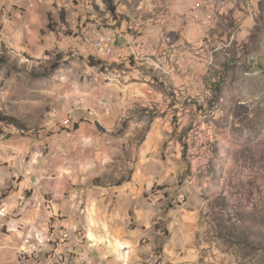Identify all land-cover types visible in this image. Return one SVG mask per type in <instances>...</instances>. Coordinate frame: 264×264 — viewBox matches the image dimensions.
<instances>
[{"label": "clouds", "instance_id": "obj_1", "mask_svg": "<svg viewBox=\"0 0 264 264\" xmlns=\"http://www.w3.org/2000/svg\"><path fill=\"white\" fill-rule=\"evenodd\" d=\"M52 2L53 0H47V5ZM58 2L65 7H72L71 0H67L66 4L64 0ZM96 2L103 8L101 0ZM131 3L134 9L131 27L143 35H138L135 40L125 36L133 47L119 52L111 48L105 52L91 40L87 44L82 41H68L63 35L57 40L54 34L49 33L43 47L49 49L50 55L45 56L29 24L17 23L5 33H0V44L6 45L8 49L7 63L0 66V114H10L13 117L12 125L22 129L36 125L45 127L44 121L41 120V117L46 116L44 109L49 103L58 105L57 98L61 93L88 101L87 107L77 103L75 115L61 110V124L68 121L83 122L78 128L68 124L60 139H53L50 145L52 150L47 155L44 154L43 139L37 141L33 138L28 141L25 150L18 153L16 159L22 163L23 157L29 155L32 148H35L36 158L30 159L29 164L23 165L17 172L23 174V169H31L34 174L43 173V178L49 182L45 191L54 193L57 199L62 196L63 186L73 183L80 184L78 194L81 197L91 191H106L112 195L119 192L117 203L126 218L129 208H141L147 204L136 192V186L140 183V171L144 166L142 157L147 151L145 145L148 141L145 140L144 144L140 142L144 140L145 135L151 137L155 133V124H151L153 131L149 132L150 122H161L160 112L167 108L169 95L172 96V107L168 108L162 121L165 129L169 128L168 122H171V128L176 129L175 135L166 134L164 137L169 141V171L175 170L180 176V183L183 179L185 186L177 187V176L170 175L168 180L173 187L166 191L174 195L178 193V198H181L190 193L191 186L187 183L183 160L179 158L181 154L184 155V151H180V145H183L184 137L192 135L195 131L194 125L200 119L197 107L207 109L214 97L208 80L210 74L216 70L217 62L213 52L239 59L236 56L239 49L241 55L250 58V63L251 59H255L258 65L264 61V11L261 10L264 0H228V3H222L218 9L215 8L214 2L206 0H131ZM85 7L86 4L81 7V11ZM229 10H233L237 27L231 30V39L225 37L222 43L212 36V29L216 27L218 20L216 11L227 15ZM149 12L152 13L150 19H136L137 16H144ZM16 15L19 20V14ZM109 23H114L110 16ZM193 24L198 25L200 29L199 39L195 41L189 35ZM128 26L123 25L119 31L123 33ZM24 31L28 33L27 44L23 43ZM101 31L104 32V29ZM205 40L208 43H205ZM128 51L135 54V65L131 68L128 67ZM25 53L31 59L26 58ZM3 55L4 49L0 47V56ZM117 57L123 58V67L120 63H112ZM177 64L179 67H176ZM169 76L172 79H169ZM152 77L164 82L163 87L158 88L163 95L162 102L154 103L159 97L145 86ZM178 77L183 79L174 84L173 81ZM40 84L47 86L39 87ZM232 87L238 104L248 112L264 106V68L259 71L249 68L233 80ZM121 92L123 96L120 95ZM144 93L149 94L153 102H150ZM102 95L109 98L107 106L96 102L97 97ZM81 107H84L83 111L79 110ZM173 116L177 117L175 121ZM0 142H4L3 137H0ZM201 153L203 155L198 164L203 171L209 161V154L206 149H201ZM6 158L0 156V160ZM17 172L5 174L0 179V197L9 192V182L15 184L11 177L17 175ZM129 176L131 183H126L119 189L113 187L121 179L127 180ZM234 176L236 182L245 183L258 178V183L264 186V177L243 164L234 166ZM94 177H99L107 188L92 189L90 181ZM84 181H89V184ZM39 185V179L35 184H27L28 187L36 188L37 193L40 191ZM16 199L19 201L16 214L22 217L20 225L24 235L14 234L13 241L19 244L26 242L25 229L28 225H36L38 220L44 218L48 208L44 207L43 212L41 211L45 202L40 196L35 203L19 196ZM11 200L10 196L9 203ZM8 211V208H4L0 214ZM248 211H253L251 204L248 205ZM153 215L159 217V206ZM137 222L151 229L152 224L157 221L150 217L141 218L138 214ZM143 235L151 239L149 233ZM237 240L246 248H257L258 243L264 240V233L249 229L242 232ZM33 244L40 246L36 239H33ZM204 247H209L207 264H219L220 260L226 259L215 246ZM148 250L150 251V248ZM232 264H243V261L233 260Z\"/></svg>", "mask_w": 264, "mask_h": 264}, {"label": "rangeland", "instance_id": "obj_2", "mask_svg": "<svg viewBox=\"0 0 264 264\" xmlns=\"http://www.w3.org/2000/svg\"><path fill=\"white\" fill-rule=\"evenodd\" d=\"M206 2H214L215 8L218 9L222 3H228V0H206ZM66 3L67 0H64V4ZM101 3L103 8L96 0H71L72 7L68 8L58 0H53L50 5H47V0L43 2L42 0H0V33H5L17 23L29 24L37 37L40 50L47 56L50 55L49 49L44 48L43 45L49 33L54 34L57 40L63 35L68 41H82L87 44L84 40V31L99 27L109 29L112 34H122L120 48L131 49L133 45L125 39V36L129 35L135 40L138 39V35H143L131 27L134 11L131 0H101ZM85 4L86 7L81 11V7ZM32 5L36 6L32 7ZM112 7H116V15H118L116 18L110 12ZM136 7L138 8L139 5L137 4ZM261 10L264 11V5H261ZM16 14H19V20ZM49 14L52 16V22L49 21ZM151 15V12L145 13L144 16H137L136 19H150ZM109 16L114 23H109ZM216 17L218 20L216 27L212 29V36L223 43L225 37L231 39V30L237 27L233 10H229L227 15L216 11ZM125 24L129 26L121 33L119 29ZM199 32L198 25H191L190 38L193 41L199 39ZM27 34L24 31V44H27ZM205 43L208 41L205 40ZM0 47L4 49V55L0 56V66H3L7 63L8 49L3 44H0ZM24 55L31 59L27 53ZM236 56L239 59L227 55L220 56L213 52L217 62L216 70L210 74L208 80L214 91V97L207 109L197 107L200 119L194 125L195 131L192 135L184 137L183 145H180V151L181 153L184 151V155L181 154L179 158L183 160L186 169L185 176L188 177L187 183L191 186L190 193L178 198V193L174 195L166 191L173 187L168 180L170 175L177 176V187L185 186L183 179L180 183V176L175 170L169 171L167 155L169 141L164 137L166 134H176V129L170 127L171 122H168V129H165L162 123L168 108L172 107V96L169 95L167 108L160 112L161 122L155 120L150 122L149 132L153 131L151 124H155V133L151 137L145 135L144 140L140 142L144 144L145 140L148 141L145 145L147 151L142 157L144 166L140 171V183L136 186V192L139 193L140 199L147 201V204L141 208H129L126 218L117 203L120 193L112 195L106 192L105 195L104 191H101L96 194V202L100 203L97 204V208L102 207L104 211L103 214H99V211L96 213L94 210L96 222L92 224L91 229L85 227L86 223L81 222L73 227L72 219L69 218L66 221V224L69 222V226L65 225L66 228L60 230L59 226L55 227V225L64 217L61 211L65 203L59 202L53 193L42 195L45 202L42 210L47 207L48 214L50 213L47 233L41 237L45 245L27 254L23 263L207 264L209 247H204L207 245L215 246L221 256L226 258L220 260L219 264H232L233 260L243 261V264H264V240L258 243L257 248H246L237 240L242 232L249 229L264 233V186L258 183V178L245 183L236 182L234 176V166L243 164L264 177V106L248 112L238 104L232 87L233 80L243 75L249 68L253 71L264 68V61L258 65L255 59H251L250 63V58L241 55L239 49ZM122 59L117 57L112 63H120L123 67ZM127 59L130 62L128 67H133L135 54L128 51ZM176 67L179 65L177 64ZM169 79L172 77L169 76ZM182 79L178 77L173 83L176 84ZM163 83L152 77L145 84L159 97L154 103L163 101V95L158 90L160 86L163 87ZM120 95L123 96V92ZM144 95L153 102L149 94L144 93ZM57 100L58 105L49 103L44 109L46 116L41 117V120L44 121L45 127L36 125L33 128H17L9 124V121H5L6 118H13L10 114H0L3 116L0 117V137H3L4 141L0 142V156L2 151H9L10 148L20 149L10 157L0 160V179L5 174L13 172L12 169L9 171V167L15 168V165L10 164L11 161L20 163L16 159L17 154L25 150L28 141L33 138L37 141L43 139L44 154L47 155L52 150L50 145L53 139L59 140L68 124L78 128L83 122L79 120L61 124L59 120L60 115L63 114L62 109L69 115H75L77 103L87 107L86 99H75L70 94L61 93ZM96 102H102L107 106L110 101L107 96L102 95L97 97ZM84 107L79 110L83 111ZM176 119L177 117L173 116V121ZM201 149H206L209 154V161L203 171L198 164L203 155ZM32 158H36L35 148L31 149L29 155L23 157L22 163L26 162L27 165ZM39 175L31 176L32 182L36 183L39 178L46 180ZM131 182L129 176L127 180L121 179L113 187L123 188L126 183ZM9 184L11 185V182ZM90 187L106 189L107 185L99 177H94ZM14 188L15 186L12 187ZM72 190L68 191L67 196L71 195ZM10 192L9 190L3 197ZM25 195L26 198L34 197L35 188L27 187ZM250 204L253 208L252 212L248 211ZM158 206L159 217L153 215ZM138 214L141 218L150 217L157 222L149 229L147 225L137 222ZM143 233H149L151 239Z\"/></svg>", "mask_w": 264, "mask_h": 264}, {"label": "crops", "instance_id": "obj_3", "mask_svg": "<svg viewBox=\"0 0 264 264\" xmlns=\"http://www.w3.org/2000/svg\"><path fill=\"white\" fill-rule=\"evenodd\" d=\"M129 36V35H128ZM124 37V36H123ZM121 44V38H119V45ZM86 139V138H85ZM17 150H20L18 148H10L9 151L1 152L2 156H6L7 158L13 155ZM8 152V154H7ZM11 165H15V168L9 167V171L12 169L13 172H17L18 169L23 168V165H26V162L24 163H13L10 162ZM12 172V173H13ZM35 175L32 174L31 169H23V174L20 172H17V175L12 176V181H15V184H11L10 186V193L1 198L0 201V213L1 209L8 208L9 211L5 214H0V264H6L7 262H12L14 264H25L23 263L24 259L27 258V254H29L32 250L40 249L42 245H45V241L41 240V237L46 235L47 229H48V221H49V214L44 213V218L41 220H38L36 225H28V228L25 229V232H27V235L25 236V241L22 243H15L13 241L14 234H21L24 235V233L21 231V225L20 221L22 220V217L20 215L16 214V205L18 204V200L16 199L17 196L22 197L26 201H31V203H35L38 196L47 195L49 192L45 191V188L49 186V182L46 180H40V191L37 193L35 188V195L31 198H26L25 190L28 187L27 184H35L32 182V177ZM43 176V173L39 175V177ZM17 178L18 180H15ZM93 178L90 181V185H92ZM85 184H89V181H84ZM12 189V187H14ZM80 187L79 183H73L70 185H64L61 193V198L58 199L59 202H64L65 207H63L62 214L64 217L62 219H59L55 225V227L59 226L60 230L61 228H66L65 225L69 226L66 221L70 218L72 219V225L73 227H76L77 224L86 223V227L91 229L92 224H94L96 221L94 214V210L97 213L99 211V214H103L104 209L102 207L97 208L96 202V194L100 193L101 191H91L87 192L83 197H81L78 194V190ZM31 188V187H30ZM71 189L77 190L73 191L70 196L68 194V191ZM95 189V188H94ZM119 189V188H118ZM104 194L106 191L103 192ZM54 194V193H53ZM106 195V194H105ZM12 197L11 202L9 203L8 198ZM106 198H104L105 201ZM83 200V202H81ZM96 203V204H95ZM41 211L42 206H41ZM72 227V228H73ZM33 233L35 234L33 236ZM33 239H36V243L40 246L37 247L33 244ZM43 242V243H42Z\"/></svg>", "mask_w": 264, "mask_h": 264}, {"label": "built area", "instance_id": "obj_4", "mask_svg": "<svg viewBox=\"0 0 264 264\" xmlns=\"http://www.w3.org/2000/svg\"><path fill=\"white\" fill-rule=\"evenodd\" d=\"M105 33H107V35H105ZM89 35L91 42L98 48H102L105 52H108L109 48L115 49L117 52L122 50L119 45V40H117V38L119 39L122 37V34L99 32V29L96 27L89 30ZM106 45L107 47H105ZM3 210L4 208L1 209V213H3Z\"/></svg>", "mask_w": 264, "mask_h": 264}, {"label": "trees", "instance_id": "obj_5", "mask_svg": "<svg viewBox=\"0 0 264 264\" xmlns=\"http://www.w3.org/2000/svg\"><path fill=\"white\" fill-rule=\"evenodd\" d=\"M111 3H112V1H111ZM110 12L113 14V17L114 18H116V16H118V15H116V7H112L111 9H110ZM117 21H118V18L116 19ZM49 21L50 22H52V16L49 14ZM120 21V20H119ZM51 25V24H50ZM13 118H6L5 119V121H9L8 123L9 124H12V120Z\"/></svg>", "mask_w": 264, "mask_h": 264}, {"label": "bare ground", "instance_id": "obj_6", "mask_svg": "<svg viewBox=\"0 0 264 264\" xmlns=\"http://www.w3.org/2000/svg\"><path fill=\"white\" fill-rule=\"evenodd\" d=\"M93 28H96V27H93ZM98 29H99V32H102L101 31V29L102 28H99V27H97ZM104 29V32H108V33H110V34H112V32L109 30V29H105V28H103ZM90 30V29H89ZM89 30H85L84 31V37H85V41H86V43H88L89 41H90V35H89Z\"/></svg>", "mask_w": 264, "mask_h": 264}]
</instances>
